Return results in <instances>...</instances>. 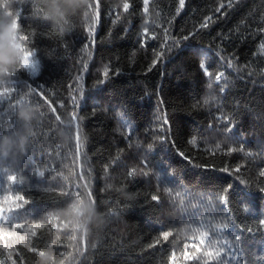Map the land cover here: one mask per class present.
Listing matches in <instances>:
<instances>
[{
	"label": "trees",
	"instance_id": "16d2710c",
	"mask_svg": "<svg viewBox=\"0 0 264 264\" xmlns=\"http://www.w3.org/2000/svg\"><path fill=\"white\" fill-rule=\"evenodd\" d=\"M4 14L0 264H264V0Z\"/></svg>",
	"mask_w": 264,
	"mask_h": 264
},
{
	"label": "clouds",
	"instance_id": "9594fccd",
	"mask_svg": "<svg viewBox=\"0 0 264 264\" xmlns=\"http://www.w3.org/2000/svg\"><path fill=\"white\" fill-rule=\"evenodd\" d=\"M81 2L83 3V7L87 8L89 0H65V3L72 6H80ZM12 19L14 17L10 19L7 14L0 15V76L7 75L13 70H16L21 63V57L12 46L13 37L19 30V24L16 23V32H13ZM18 118L23 121H28L31 118V113L28 111H20Z\"/></svg>",
	"mask_w": 264,
	"mask_h": 264
},
{
	"label": "snow or ice",
	"instance_id": "6c2138e0",
	"mask_svg": "<svg viewBox=\"0 0 264 264\" xmlns=\"http://www.w3.org/2000/svg\"><path fill=\"white\" fill-rule=\"evenodd\" d=\"M183 2H184V0H181V3H182V4H183ZM145 3H147V0H145ZM125 7L127 8V5H125ZM17 23H18V21H17ZM20 39H24V37L21 36ZM22 50H23V49H22ZM23 51H24V50H23ZM30 56H31V53L26 52V53L24 54V58H23V62H22V64H21V66H22L23 68H26V69H30V70H32V71H35V68H36V62H35L34 60L31 61V62H29V58H30ZM18 83H19V82H18L17 80H15V79H13V80L11 81V84H12L13 87H15ZM53 110H54V109H53ZM13 113H14V111H13ZM13 113H12V115H13ZM12 124H13V121H12L10 127L12 126ZM69 132H70V134H71V130H69ZM129 174L131 175V173H129ZM13 179H14V177L9 176V180H13ZM156 199H157V197L153 196V200H156ZM260 223H261V225H264V220H261ZM16 226L19 227L18 224H17ZM226 229H228V225H227V224L224 225V230H226ZM165 235H167V234H165ZM199 240H200L201 243H205V242H206V241H205V237H204L203 235H201V236L199 237ZM236 240H237V242H239V239H238V238H236ZM193 247H198V246L194 244ZM198 250H199V249H198ZM205 255H206V256H213V255H216V256H217V262H216V264H223V260H224L225 255H228V256H229V261H230V259H231L230 254H229V253H226V252H224V251H222L219 247H217V250H216L215 253H213V252L211 251V248H210V250H209L208 252H206ZM186 258H187V256H186Z\"/></svg>",
	"mask_w": 264,
	"mask_h": 264
}]
</instances>
